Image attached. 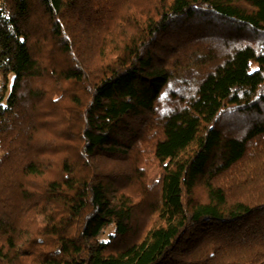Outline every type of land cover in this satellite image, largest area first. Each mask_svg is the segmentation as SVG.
Segmentation results:
<instances>
[{
    "label": "trees",
    "instance_id": "trees-1",
    "mask_svg": "<svg viewBox=\"0 0 264 264\" xmlns=\"http://www.w3.org/2000/svg\"><path fill=\"white\" fill-rule=\"evenodd\" d=\"M129 260L264 264V0H1L0 264Z\"/></svg>",
    "mask_w": 264,
    "mask_h": 264
},
{
    "label": "rangeland",
    "instance_id": "rangeland-1",
    "mask_svg": "<svg viewBox=\"0 0 264 264\" xmlns=\"http://www.w3.org/2000/svg\"><path fill=\"white\" fill-rule=\"evenodd\" d=\"M0 3H1V0H0ZM108 231H110V230H108ZM144 263H145V261H134V260H129V261L124 262V263H122V264H144Z\"/></svg>",
    "mask_w": 264,
    "mask_h": 264
}]
</instances>
